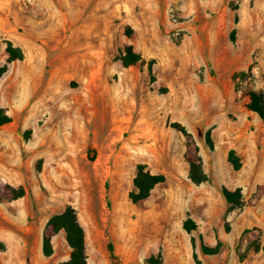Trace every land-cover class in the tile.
<instances>
[{"label":"rangeland","instance_id":"374dc122","mask_svg":"<svg viewBox=\"0 0 264 264\" xmlns=\"http://www.w3.org/2000/svg\"><path fill=\"white\" fill-rule=\"evenodd\" d=\"M7 41L24 59L0 79L11 117L0 179L26 195L0 201V264L67 259L64 232L51 257L41 250L67 205L88 264H112L108 243L118 264H264V120L248 107L264 93V0H0V67ZM128 46L141 58L132 65ZM174 124L208 181L189 179ZM139 164L165 180L133 203ZM222 187L240 188L242 203L230 207Z\"/></svg>","mask_w":264,"mask_h":264},{"label":"trees","instance_id":"16d2710c","mask_svg":"<svg viewBox=\"0 0 264 264\" xmlns=\"http://www.w3.org/2000/svg\"><path fill=\"white\" fill-rule=\"evenodd\" d=\"M5 51L7 53L6 64L0 67V79L8 70V64L13 61H21L24 59V54L20 48L14 46L11 42H6ZM123 61L125 65H132L138 62L141 58L138 54L133 53L132 47L126 48ZM250 102L249 109L256 113L261 119L264 120V93L252 91L249 94ZM11 117L8 115L7 110L0 104V126L9 124ZM186 138L187 150L185 157L189 165V179L196 185L208 181L206 174L203 171L202 158L199 155V147L197 146L193 136L189 134L186 129L181 125H175ZM206 144L210 150L214 148L211 135L208 132L205 137ZM228 160L235 170L241 168L240 160L235 157L234 152H229ZM165 177L161 174H152L144 164H139L136 168L135 176L133 179V190L129 193V197L133 203H138L146 200L154 187L163 183ZM220 192L230 207L239 205L243 201V195L240 188L230 191L222 187ZM26 195V190L23 186H13L3 182L0 179V201H14L23 198ZM195 227L192 220L187 219L183 228L190 232ZM60 232H64L65 241L71 249L67 259L60 261L58 264H88V254L86 247L85 230L80 224L76 210L71 205H67L65 209L58 214L51 216L45 224L42 238L41 250L45 257H51L54 254L53 239ZM110 259L112 264H118L117 258L114 254V247L112 243L107 245ZM201 252L205 255H216L220 250V243L214 247L201 244ZM197 264L200 262L196 261Z\"/></svg>","mask_w":264,"mask_h":264}]
</instances>
